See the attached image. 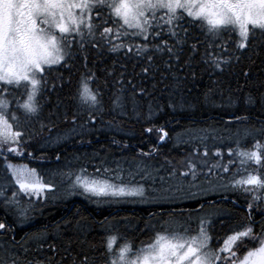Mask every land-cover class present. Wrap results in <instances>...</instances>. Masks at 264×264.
I'll return each instance as SVG.
<instances>
[{
  "label": "snow or ice",
  "instance_id": "6c2138e0",
  "mask_svg": "<svg viewBox=\"0 0 264 264\" xmlns=\"http://www.w3.org/2000/svg\"><path fill=\"white\" fill-rule=\"evenodd\" d=\"M262 53L264 0H0V207L23 226L50 194L60 198L61 187L89 200L169 206L143 228L128 221L121 233L106 225L99 242L82 216L20 241L2 239L14 229L0 222V264H264V59L260 73L243 67ZM205 74L217 77V87L203 103L234 109L242 100L245 112H230L222 128L186 130L177 144L190 147L180 159L153 163L154 148L122 159L97 151L89 165L47 172L13 162L27 156L44 164L28 149L45 131L50 142L57 121L83 138L102 130L98 117L113 132L145 107L151 119L163 111L164 95L173 110L191 106L187 83ZM257 105L259 115H249ZM105 112L112 116L106 123ZM157 131L164 142L169 133ZM207 193L245 196V222L221 208L182 207ZM129 230L150 233L147 242L129 238Z\"/></svg>",
  "mask_w": 264,
  "mask_h": 264
},
{
  "label": "trees",
  "instance_id": "16d2710c",
  "mask_svg": "<svg viewBox=\"0 0 264 264\" xmlns=\"http://www.w3.org/2000/svg\"><path fill=\"white\" fill-rule=\"evenodd\" d=\"M256 59V64H251L245 60L243 67L245 69H251L252 73H260V69L257 65L260 64L261 59H264V53ZM239 71V68L236 69ZM264 78V73H260ZM217 79L212 77L211 79L207 74L202 78H198L196 81H189L187 88L191 89V95L188 97L189 105H185L183 108L177 107L175 110L167 107L168 97L164 95L159 98V103L163 106V111L157 112L151 119H147V108L145 107L137 118L130 115L125 117L122 122V126L119 132L109 131L99 123L101 117H98L97 129L87 134L83 138L75 135L62 140L60 143L51 144L45 142V137L49 135L47 131L41 134V136L34 139L31 143L29 151H34L37 157L42 156L45 160L44 164H39L37 161L27 158H13L15 163H26L30 167H36L41 172H47L49 170H55L57 168H63L66 164L71 162L74 166L89 165V159L94 153L99 151L101 155H109V157H115L122 159L124 157L131 158L140 152H150L154 148L157 153L153 158V163H162L164 158L180 159L187 151H189L188 144H177L178 136L185 133L186 130H199L202 128H208L210 126L222 128L224 122L227 121L230 116V112H236L237 114H244L245 106L241 100L240 104L234 109H224L220 107H213L211 105L203 103V94L208 91L209 88L217 87L213 85L211 80ZM223 81H231V86L235 88L236 82L232 76L225 75L220 77ZM76 78L73 79V88L75 91ZM240 83L244 84L243 77H240ZM226 85L222 84L220 87ZM247 90V89H245ZM69 89L66 87L64 93L66 94ZM252 91H256L253 87ZM243 95V93H241ZM199 97L200 102H197ZM67 98V97H65ZM73 106H74V102ZM259 105L251 108L249 115L255 117L259 115L257 109ZM87 116H82L79 123H84ZM103 121L112 119V116L106 112L102 117ZM71 123H60L57 121V127L51 133L55 138L57 135L61 136L70 130ZM160 127H163L165 131L169 133L168 138L164 142H161L159 137L160 132L157 131ZM148 128H152L151 132L146 131ZM115 138L120 141L119 145H113L112 140ZM187 139V137H185ZM83 140V142H82ZM91 141V143H89ZM127 144L128 147L124 148L123 145ZM60 155V161L56 160V156ZM74 157L78 159H73ZM93 169L89 166V171ZM2 173V168H0ZM62 198H50L47 202H42L38 205L37 211L33 214L34 218L30 223H25L20 226L14 215L11 212L6 211L3 207H0V222H4L14 229V232H9L2 237V239H10L12 235L15 236L17 241H20L26 234H31L38 229H43L45 226H55L57 223L63 224L68 219H79L81 216L87 218L86 222L91 226L89 236L94 238L97 242L101 237L105 235L106 225H116L121 233H124V225L128 221H131L133 228L139 226L144 227L146 222H149L155 214L158 219L159 213L169 210L167 205H121L122 207L115 205H99L95 204L92 200L85 198L83 195L68 196L65 193H60ZM59 197V196H58ZM235 200L236 204L233 205L232 201ZM200 204H204L206 210H212L213 207L221 208L229 211L234 217L235 221L244 223L247 214V201L245 196L239 193H228V199H223L220 194H208L200 197L199 199H192L184 201L182 207L186 210L195 211L199 208ZM121 208V209H120ZM137 208V209H133ZM119 209V210H118ZM125 209V210H123ZM127 209V210H126ZM133 209V210H131ZM79 213V215H77ZM253 216L259 220L260 217L257 213H253ZM154 223L155 220L153 219ZM126 235L129 238H133L137 243L140 241L147 242L148 235L144 233H137L133 230H129Z\"/></svg>",
  "mask_w": 264,
  "mask_h": 264
},
{
  "label": "rangeland",
  "instance_id": "374dc122",
  "mask_svg": "<svg viewBox=\"0 0 264 264\" xmlns=\"http://www.w3.org/2000/svg\"><path fill=\"white\" fill-rule=\"evenodd\" d=\"M63 137V139L60 140V142L68 137H70L71 135H69V131H67L65 134L61 135ZM60 142H56V139L53 138L50 143L51 144H56V143H60ZM60 193H64V189L63 187L60 188V191L56 194V196L58 197H61V195H59ZM208 194H218V193H207L205 195H208ZM203 195V196H205ZM187 200V199H186ZM95 204H99V205H115V206H119V207H122L121 205H126V204H133V205H136V206H140V205H153V204H146V203H140V202H134V201H122V202H107V201H104V200H100V201H97L95 198H93L92 200ZM155 205V204H154ZM118 244L120 243V241L117 242Z\"/></svg>",
  "mask_w": 264,
  "mask_h": 264
},
{
  "label": "flooded vegetation",
  "instance_id": "af4514ba",
  "mask_svg": "<svg viewBox=\"0 0 264 264\" xmlns=\"http://www.w3.org/2000/svg\"><path fill=\"white\" fill-rule=\"evenodd\" d=\"M158 152H160V151H157V153ZM188 200H192V199H187V200H185V201H188ZM151 206H154V204L153 205H151ZM121 209V208H120ZM133 209H137V208H133ZM133 209H131V210H133ZM119 210V209H118ZM123 210H125V209H123ZM127 210V209H126Z\"/></svg>",
  "mask_w": 264,
  "mask_h": 264
}]
</instances>
